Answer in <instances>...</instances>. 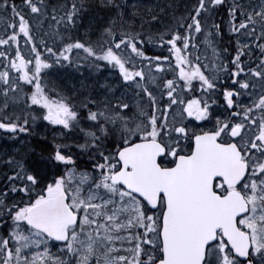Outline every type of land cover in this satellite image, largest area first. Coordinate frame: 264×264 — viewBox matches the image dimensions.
Listing matches in <instances>:
<instances>
[{"label": "snow or ice", "instance_id": "6c2138e0", "mask_svg": "<svg viewBox=\"0 0 264 264\" xmlns=\"http://www.w3.org/2000/svg\"><path fill=\"white\" fill-rule=\"evenodd\" d=\"M91 7L0 0V130L61 129L42 159L0 160V264H264V0H194L170 23L175 0H96L104 22L69 35ZM85 65L118 70L132 107L49 75Z\"/></svg>", "mask_w": 264, "mask_h": 264}, {"label": "trees", "instance_id": "16d2710c", "mask_svg": "<svg viewBox=\"0 0 264 264\" xmlns=\"http://www.w3.org/2000/svg\"><path fill=\"white\" fill-rule=\"evenodd\" d=\"M176 8L174 11L169 12V14H174V12L177 13V15H172V16H179L182 15L185 12V10L191 6L192 3H189L188 7L186 9H183V12L178 13L177 11L179 10V6L181 5L182 1L181 0H175ZM18 4L22 6V0H16ZM49 6H55L58 4V1H55V4H51V0H47ZM194 2V0H193ZM87 3L92 5L91 7L84 15V17L81 20V27L78 29H72L69 33V35L73 37H80L84 38L85 37V26L88 24V18L93 17L94 18V30L98 29L100 24L104 22L106 19L105 13L100 12L95 8V3L96 0H87ZM27 11V9H25ZM3 15H10L9 12H3ZM168 14V15H169ZM212 17H215L217 21H220L222 19H226L224 15V8L220 7L219 9L212 10L209 14V23L212 22ZM105 18V19H103ZM171 18L168 17L166 23H170ZM46 27V25H45ZM149 26L145 25V28L147 29ZM152 30H156L157 28L155 26H151ZM40 35H43V32L40 33ZM88 36L92 39L95 40L97 37L94 35L92 32L88 33ZM231 38L227 35L224 36V38L220 41H218V44L221 48L227 47L228 46V41ZM147 48H152L151 45H147ZM75 51V50H74ZM154 55H167V51L163 48H155L152 50ZM203 52V51H202ZM201 52V53H202ZM201 53H198L200 55ZM66 67V66H65ZM65 67H58L55 72H50V78L53 80H56L57 84L61 87L62 90H64L67 94L69 95H74L76 97L88 94L91 92L94 96H97V91L98 89L93 88V83L98 85L100 84V81L103 83L106 82L109 83L111 81V78H107L104 80V78L108 75L116 74L118 75V70L112 69L108 66L101 68V69H93L87 67V65L83 66L81 69L77 70L75 68H67L65 70ZM147 66L145 67V72L147 74ZM170 78V73L168 74ZM104 80V81H102ZM113 81H111L112 83ZM85 85L86 87H81ZM114 85V84H112ZM117 87V86H116ZM129 88L133 90L131 93H129V98L128 102L130 105V108L132 107L133 102L137 99V96L135 93L138 91L135 89L134 86L129 85ZM114 90V89H113ZM27 91V89H25ZM115 91V90H114ZM105 92V90H104ZM114 93V92H113ZM116 96L117 91L114 93ZM140 96H143V93H140ZM28 109L25 107L23 104V101H17L15 104L10 103L9 104V109L7 112L4 114H10V113H16V114H22L27 112ZM29 123L31 125L30 127V132L29 133H18L15 137H12L9 133L5 132L4 130H0V160L6 159V156L4 155L7 153L8 155H14L16 152H19L21 154H30L29 159L32 160H38V157L36 158V154L31 152L28 148L29 145L35 147L37 150L39 149L40 153L46 155L48 151L51 150V141L55 135V128H58V130L61 131L59 126H52L49 125L48 122L42 121V120H36L35 123L33 124L31 119L29 120ZM86 126V125H84ZM39 131H42V136L45 133L44 137H39L37 134ZM41 138V139H40ZM41 143V145H39ZM73 152H76L77 149L75 147L72 148ZM77 164L82 167H89L87 163L85 162V159H80L77 161ZM0 174H2L6 169L3 167V165H0Z\"/></svg>", "mask_w": 264, "mask_h": 264}, {"label": "bare ground", "instance_id": "6f19581e", "mask_svg": "<svg viewBox=\"0 0 264 264\" xmlns=\"http://www.w3.org/2000/svg\"><path fill=\"white\" fill-rule=\"evenodd\" d=\"M51 1H52L51 4H55V1H56V2L58 1V3L62 2V0H51ZM181 1H182V3H181V5L179 6V10L177 11L178 13L183 12V9H186V8L188 7L189 3H193V0H181ZM175 2H176V1H175ZM176 7H177V6H176ZM174 14L177 15L176 12H174ZM174 14H169V15L165 16V17L163 18V21L166 23L168 17L171 18L172 15H174ZM103 19H105V18H103ZM153 26H155L156 28L160 27L159 25H153ZM93 88H94V89L96 88V89L99 90V86L96 85V84H94V83H93ZM114 90L118 92V88H117V87H115ZM114 90H113V92L115 93ZM99 91H100V92H99ZM99 91H97V92H98V96H100L101 94L104 93V90H101V89H100ZM42 133H43L42 131H39L37 135H38L39 137H41ZM43 135L45 136V133H44ZM44 136H42V137H44ZM42 137H41V138H42ZM41 138H40V139H41ZM39 145H41V143H39ZM28 148H29V150H30L31 152H33V153H35V154L37 155L36 158L38 157V160L42 159V155H41L42 153L39 152V151H40L39 149L37 150L35 147H33V146H31V145H29ZM43 155H44V154H43ZM0 169H1V168H0Z\"/></svg>", "mask_w": 264, "mask_h": 264}, {"label": "rangeland", "instance_id": "374dc122", "mask_svg": "<svg viewBox=\"0 0 264 264\" xmlns=\"http://www.w3.org/2000/svg\"><path fill=\"white\" fill-rule=\"evenodd\" d=\"M187 11V9L185 10V12ZM202 41H203V37L202 36H199L198 37V42H201V52L203 51V43H202ZM107 78H111V81H113L112 83H111V81L108 83V84H114V85H116L117 86V88H118V92H117V95L118 96H120L121 95V92L123 91L124 93H125V99L126 100H128V98H129V93H131L133 90H131L129 87H127V88H123L122 86H121V84H120V79H119V77H118V75H116V74H113V76L112 75H108V76H106L105 78H104V80L105 79H107ZM104 80H102V81H104ZM105 90V83L103 82H101L100 81V84H99V90ZM98 90V91H99ZM100 92V91H99ZM98 93V92H97ZM97 96H98V94H97ZM60 130H58V128H55V134L57 133V132H59ZM53 251L55 252V248H53Z\"/></svg>", "mask_w": 264, "mask_h": 264}]
</instances>
